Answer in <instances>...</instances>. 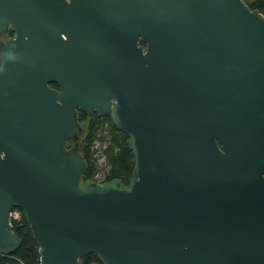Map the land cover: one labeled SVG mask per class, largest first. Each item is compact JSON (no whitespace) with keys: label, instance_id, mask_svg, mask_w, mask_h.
<instances>
[{"label":"water","instance_id":"obj_1","mask_svg":"<svg viewBox=\"0 0 264 264\" xmlns=\"http://www.w3.org/2000/svg\"><path fill=\"white\" fill-rule=\"evenodd\" d=\"M9 28L0 251L20 244V208L40 264H264L263 14L243 0H0ZM77 109L131 138L129 186H81Z\"/></svg>","mask_w":264,"mask_h":264},{"label":"trees","instance_id":"obj_2","mask_svg":"<svg viewBox=\"0 0 264 264\" xmlns=\"http://www.w3.org/2000/svg\"><path fill=\"white\" fill-rule=\"evenodd\" d=\"M251 9L264 15V0H243ZM7 37H13L14 31L9 28ZM143 44V43H142ZM144 45V44H143ZM51 86L57 88L55 83ZM78 120L85 122L87 114H78ZM86 131L79 143L78 151L85 160L86 167L82 180L91 179L100 170L103 182H118L121 186H129L135 168V155L131 147V138L120 131L111 116L92 114L86 122ZM68 140L67 146L73 145ZM97 178V177H96ZM19 218L10 220L11 230L19 235V246L9 252L0 251V264H40L38 245L30 230L24 212L20 208ZM80 264H104L95 254H87L80 258Z\"/></svg>","mask_w":264,"mask_h":264},{"label":"rangeland","instance_id":"obj_3","mask_svg":"<svg viewBox=\"0 0 264 264\" xmlns=\"http://www.w3.org/2000/svg\"><path fill=\"white\" fill-rule=\"evenodd\" d=\"M8 35L6 34V32H4L1 36H0V40H7V39H9V37H7ZM11 38V37H10ZM81 139H82V137H81ZM81 139L79 140V143L81 142ZM102 176H103V174H102V171L100 170L97 174H95L91 179H89V180H87V181H81V186L83 187V186H85L86 184H89V182H91V180H93V179H102ZM97 177V178H96Z\"/></svg>","mask_w":264,"mask_h":264},{"label":"built area","instance_id":"obj_4","mask_svg":"<svg viewBox=\"0 0 264 264\" xmlns=\"http://www.w3.org/2000/svg\"><path fill=\"white\" fill-rule=\"evenodd\" d=\"M91 182H95V183H98V184H104V183H106V182H103L102 181V179L100 180V179H93V180H91ZM19 211L18 210H16V209H13L11 212H10V220H11V218H13V219H17V218H19Z\"/></svg>","mask_w":264,"mask_h":264},{"label":"flooded vegetation","instance_id":"obj_5","mask_svg":"<svg viewBox=\"0 0 264 264\" xmlns=\"http://www.w3.org/2000/svg\"><path fill=\"white\" fill-rule=\"evenodd\" d=\"M56 84V83H55ZM57 85V84H56ZM50 86H51V84H50ZM52 87V86H51ZM54 88V87H53ZM56 89H58V86H57V88ZM81 112H83V111H80L79 109H77V111H76V119H77V121L79 122V123H82V122H80L79 120H78V114L79 113H81ZM94 114H96V113H94Z\"/></svg>","mask_w":264,"mask_h":264}]
</instances>
